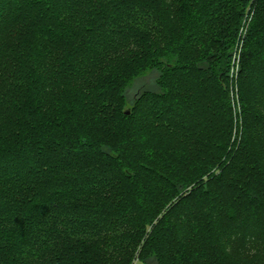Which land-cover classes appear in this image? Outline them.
I'll list each match as a JSON object with an SVG mask.
<instances>
[{
	"label": "trees",
	"instance_id": "trees-1",
	"mask_svg": "<svg viewBox=\"0 0 264 264\" xmlns=\"http://www.w3.org/2000/svg\"><path fill=\"white\" fill-rule=\"evenodd\" d=\"M136 261L264 264V0H0V264Z\"/></svg>",
	"mask_w": 264,
	"mask_h": 264
},
{
	"label": "rangeland",
	"instance_id": "rangeland-1",
	"mask_svg": "<svg viewBox=\"0 0 264 264\" xmlns=\"http://www.w3.org/2000/svg\"><path fill=\"white\" fill-rule=\"evenodd\" d=\"M155 76L156 74L154 72L148 74L141 80H138L135 82L134 86L130 88L128 91V96L130 99H133V97L139 93L142 89H147V88H156L155 84ZM230 96L232 100H234V110L236 113H238V118H239V113H240V100H239V95L236 93V90H232V87L230 86ZM236 117V116H235ZM237 121V117H236ZM239 122V121H238ZM240 124V123H238ZM236 130V129H235ZM235 135V131H234ZM135 264H140L139 261H136Z\"/></svg>",
	"mask_w": 264,
	"mask_h": 264
},
{
	"label": "water",
	"instance_id": "water-1",
	"mask_svg": "<svg viewBox=\"0 0 264 264\" xmlns=\"http://www.w3.org/2000/svg\"><path fill=\"white\" fill-rule=\"evenodd\" d=\"M125 113H127V114L130 113V108L129 107L126 109Z\"/></svg>",
	"mask_w": 264,
	"mask_h": 264
}]
</instances>
